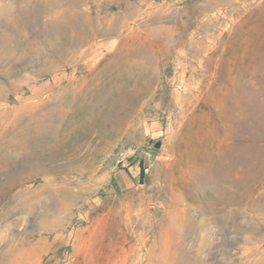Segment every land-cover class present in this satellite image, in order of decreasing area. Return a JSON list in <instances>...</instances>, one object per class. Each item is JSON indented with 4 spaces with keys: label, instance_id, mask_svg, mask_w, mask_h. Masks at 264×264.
Listing matches in <instances>:
<instances>
[{
    "label": "rangeland",
    "instance_id": "obj_1",
    "mask_svg": "<svg viewBox=\"0 0 264 264\" xmlns=\"http://www.w3.org/2000/svg\"><path fill=\"white\" fill-rule=\"evenodd\" d=\"M0 264H264V0H0Z\"/></svg>",
    "mask_w": 264,
    "mask_h": 264
},
{
    "label": "bare ground",
    "instance_id": "obj_2",
    "mask_svg": "<svg viewBox=\"0 0 264 264\" xmlns=\"http://www.w3.org/2000/svg\"><path fill=\"white\" fill-rule=\"evenodd\" d=\"M65 98V97H64ZM68 100V99H67ZM70 103V102H69ZM66 111H68L67 109H66Z\"/></svg>",
    "mask_w": 264,
    "mask_h": 264
}]
</instances>
